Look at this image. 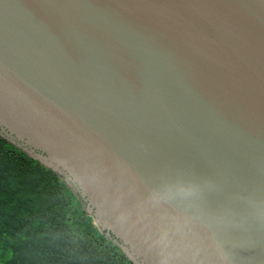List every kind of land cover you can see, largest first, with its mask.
<instances>
[{
    "label": "water",
    "instance_id": "water-1",
    "mask_svg": "<svg viewBox=\"0 0 264 264\" xmlns=\"http://www.w3.org/2000/svg\"><path fill=\"white\" fill-rule=\"evenodd\" d=\"M0 137L133 264H264V0H0Z\"/></svg>",
    "mask_w": 264,
    "mask_h": 264
},
{
    "label": "trees",
    "instance_id": "trees-1",
    "mask_svg": "<svg viewBox=\"0 0 264 264\" xmlns=\"http://www.w3.org/2000/svg\"><path fill=\"white\" fill-rule=\"evenodd\" d=\"M0 264H133L55 172L0 137Z\"/></svg>",
    "mask_w": 264,
    "mask_h": 264
}]
</instances>
